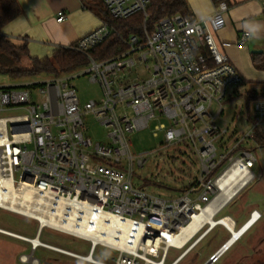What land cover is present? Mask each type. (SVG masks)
<instances>
[{
  "label": "built area",
  "instance_id": "obj_1",
  "mask_svg": "<svg viewBox=\"0 0 264 264\" xmlns=\"http://www.w3.org/2000/svg\"><path fill=\"white\" fill-rule=\"evenodd\" d=\"M100 2L115 20L143 16L141 34L125 41L124 52L104 61L90 57L112 32L101 21L71 47L88 59L85 69L49 78L40 86L0 88V112L22 113L0 118V209L37 224L33 238L4 229L0 234L29 246L30 256L20 259L25 264L29 259L39 263L32 257L38 249L85 264H166L170 250H176L181 253L170 264H178L210 227L203 224L178 247L181 231L216 202L223 189L235 186L230 178L234 167L242 164L249 178L228 203L254 179L249 145L257 146L256 137L264 134V99L251 102L249 128L242 138L230 150L219 149L228 131L218 127L216 119L223 115L229 89L242 83L215 39L225 27L227 4L219 2L204 20L174 15L149 29V0ZM261 3L264 8V0ZM65 19L63 12L57 14L58 23ZM250 38L249 32H242L237 45L245 46ZM136 69L144 76L127 80ZM85 75L99 86L101 99L81 109L70 80ZM31 88L39 102L33 101ZM87 114L105 128L110 144L93 145L85 137ZM150 129L153 138L162 136L160 149L183 145L200 165L197 179L174 199H161L133 184L134 166L142 169L153 153L133 156L129 136ZM44 229L89 243L87 255L41 242ZM98 246L116 256L109 262L95 260ZM225 246L210 258L211 264Z\"/></svg>",
  "mask_w": 264,
  "mask_h": 264
},
{
  "label": "rangeland",
  "instance_id": "obj_2",
  "mask_svg": "<svg viewBox=\"0 0 264 264\" xmlns=\"http://www.w3.org/2000/svg\"><path fill=\"white\" fill-rule=\"evenodd\" d=\"M68 75L71 74H60L59 77ZM143 76L144 74L136 69L126 79L133 81L137 77ZM49 78L53 77L40 76L35 79H25L21 82L29 83L28 85L40 84ZM70 84L76 90L81 109L90 101L96 103L100 101V88L97 84L90 82L89 76L73 77L70 80ZM262 90H264V87H243L242 85L229 89L227 99L223 103V115L216 119L217 126L228 131V134L218 143L219 149L225 147V149L230 150L248 130L247 117L251 115V101L248 98L254 92L259 93ZM31 91L33 101L39 102L40 98L33 92L34 89L31 88ZM235 91L236 94L234 96L233 92ZM215 110L216 107L213 106L211 113L214 114ZM20 114H22L20 111H5L0 113V118ZM84 124L86 127L85 137L93 145L110 144L107 139V131L96 122L92 115L87 114L84 117ZM129 141L132 144L131 153L133 156L153 153V156L142 169L134 166V185H141L154 196L170 200L176 198L197 179L200 165L192 151L187 147L182 145L160 149L163 142L162 136L160 135L158 139L153 138L151 129L130 135ZM256 145H249L255 148L253 151L255 163L250 170L254 179L221 214L217 215L215 220L230 215L244 221L253 209H256L262 218L225 255L213 264H264V144L259 145L257 143ZM0 229L33 238L37 232V224L28 218L0 209ZM228 237L229 235L223 227H216L201 239L178 264H206L208 258L210 259L218 251ZM40 240L43 243L57 246L79 255L85 256L89 251V243L49 229L43 230ZM180 253L181 251L170 250L166 264H170ZM21 256H30L29 246L0 234V264H25L21 262ZM114 256H116L115 252L101 246H98L93 254L95 260L102 262H109ZM32 257L39 262L38 264H85L43 249H38ZM26 264L33 263L29 259Z\"/></svg>",
  "mask_w": 264,
  "mask_h": 264
},
{
  "label": "crops",
  "instance_id": "obj_3",
  "mask_svg": "<svg viewBox=\"0 0 264 264\" xmlns=\"http://www.w3.org/2000/svg\"><path fill=\"white\" fill-rule=\"evenodd\" d=\"M221 1L227 4L228 10L224 13L225 27L217 33L216 42L220 50L228 57L230 64L240 74L243 87H264V72L257 70L252 61L253 55L264 53V8H262L261 0H186V3L191 18L204 20L213 15L217 4ZM94 2H100V0H17L20 15L5 25L1 29V34L7 37L14 46L19 47L25 44L30 58L49 59L58 50L74 46L82 36L100 25L102 20L91 6ZM59 12H63L66 16L62 23L57 22ZM242 32H249L251 38L248 44L240 47L237 45V40ZM256 51L261 53H253ZM28 84L12 83L6 77L0 78V88ZM230 203L225 205L218 215ZM253 212L259 214L256 209H253L244 221L230 215L221 218H229L233 221L234 230L237 231L248 224ZM261 218L260 215V219L251 228ZM224 230L229 237L222 246L227 244L232 237L227 228ZM238 241L227 248L219 259ZM209 260L208 258V262Z\"/></svg>",
  "mask_w": 264,
  "mask_h": 264
},
{
  "label": "trees",
  "instance_id": "obj_4",
  "mask_svg": "<svg viewBox=\"0 0 264 264\" xmlns=\"http://www.w3.org/2000/svg\"><path fill=\"white\" fill-rule=\"evenodd\" d=\"M91 6L112 31L110 37L103 44L90 52V57L93 60L104 61L124 52L125 41L132 35L141 34L142 15L138 14L126 20H115L109 16L101 2H94ZM19 15L20 7L17 0H0V77L8 78L12 83H20L25 79H35L40 76L57 78L60 74H73L88 66V59L72 50L71 47L58 50L49 59L30 58L25 44L19 47L14 46L7 37L1 34V29ZM174 15L190 17L186 0H149L147 8L149 29L159 20ZM252 61L257 70L264 72V53L253 55ZM26 62L27 64H25ZM37 86L40 85L37 84ZM20 87L23 88V86L17 88ZM28 87H33V85ZM233 94L235 96L236 91ZM260 99H264V91L254 92L248 98L251 102ZM263 136L264 134H259L255 143L264 144ZM250 150L254 151L255 148Z\"/></svg>",
  "mask_w": 264,
  "mask_h": 264
},
{
  "label": "bare ground",
  "instance_id": "obj_5",
  "mask_svg": "<svg viewBox=\"0 0 264 264\" xmlns=\"http://www.w3.org/2000/svg\"><path fill=\"white\" fill-rule=\"evenodd\" d=\"M230 178L235 182V186L223 189L222 194L216 202L211 204L201 215L194 217L191 224L181 231V235L178 237V247H181L203 224L207 223L210 227V231L216 226H222L231 232L232 237L226 244V246L230 248L232 244L238 241L257 222L256 218L259 215L258 213H256L253 220L249 221L243 228L235 231L234 222L229 218H221L219 220L213 219L216 213H218V211H220V209L248 182L249 173L242 164H237Z\"/></svg>",
  "mask_w": 264,
  "mask_h": 264
},
{
  "label": "water",
  "instance_id": "obj_6",
  "mask_svg": "<svg viewBox=\"0 0 264 264\" xmlns=\"http://www.w3.org/2000/svg\"><path fill=\"white\" fill-rule=\"evenodd\" d=\"M253 53H261V52H260V51H256V52H253ZM227 248H229V247L225 246V248L222 249V254L226 251ZM222 254H221V255H222ZM221 255H220V256H221ZM216 256H217V258L220 257V256H218V254H217ZM206 264H211V263H210V261H209V262H207Z\"/></svg>",
  "mask_w": 264,
  "mask_h": 264
}]
</instances>
